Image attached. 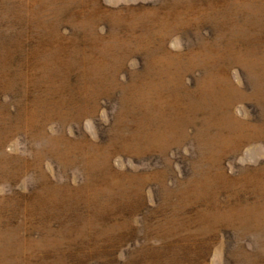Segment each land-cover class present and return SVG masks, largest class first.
Here are the masks:
<instances>
[{"label":"rangeland","instance_id":"1","mask_svg":"<svg viewBox=\"0 0 264 264\" xmlns=\"http://www.w3.org/2000/svg\"><path fill=\"white\" fill-rule=\"evenodd\" d=\"M175 252L264 264V0H0V264Z\"/></svg>","mask_w":264,"mask_h":264},{"label":"trees","instance_id":"2","mask_svg":"<svg viewBox=\"0 0 264 264\" xmlns=\"http://www.w3.org/2000/svg\"><path fill=\"white\" fill-rule=\"evenodd\" d=\"M168 252V251H166ZM171 254V255H169ZM155 255V254H153ZM182 254H178V253H165L162 255H158V264H187L188 261L186 259V257H190L186 254L180 256ZM152 255L148 256L146 259L148 260V258H151ZM152 259V258H151ZM146 261V260H145ZM150 264H152V260H149ZM138 262H132V264H136ZM142 264H145V262H143Z\"/></svg>","mask_w":264,"mask_h":264}]
</instances>
